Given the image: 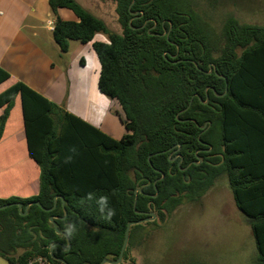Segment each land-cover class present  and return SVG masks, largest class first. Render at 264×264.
I'll use <instances>...</instances> for the list:
<instances>
[{
    "label": "trees",
    "instance_id": "trees-1",
    "mask_svg": "<svg viewBox=\"0 0 264 264\" xmlns=\"http://www.w3.org/2000/svg\"><path fill=\"white\" fill-rule=\"evenodd\" d=\"M104 1L115 5L121 33L75 0H48L52 36L65 53L70 41L87 44L96 34L106 35L107 43H92L100 67L97 89L119 106L126 134L112 139L22 82L0 93V138L19 97L27 153L40 172L37 195L0 199V206L22 205L20 211L17 206L0 210V258L7 264L37 258L62 264L49 254L59 243L53 254L67 264L114 261L127 223L148 217L138 212H152L163 221L184 202L200 200L225 176L252 231L251 264H264V26L241 25L229 17L213 36L189 0H134V19L128 9L132 0ZM62 8L78 21L60 19ZM152 20L157 25L148 32ZM8 77L0 68V83ZM256 149L260 153L253 154ZM14 153L2 148L0 160L13 165ZM176 155L180 165L179 157L170 161ZM55 196L64 206L57 199L52 208ZM102 197L107 198L103 212ZM138 227H130L119 264H135L129 250Z\"/></svg>",
    "mask_w": 264,
    "mask_h": 264
},
{
    "label": "crops",
    "instance_id": "crops-1",
    "mask_svg": "<svg viewBox=\"0 0 264 264\" xmlns=\"http://www.w3.org/2000/svg\"><path fill=\"white\" fill-rule=\"evenodd\" d=\"M50 15L48 0H0V68L9 74L0 83V93L22 82L108 137L120 139L126 131L117 116L119 106L97 89L100 67L92 43H107L106 35L96 34L87 44L70 41L67 52H60L52 35L40 37L38 32L43 29L52 33L48 20L47 26H39ZM57 16L64 21H78L70 10L63 8L57 10ZM2 112L0 108V116ZM2 148L14 150L17 156L13 165L0 160V179L5 176L17 184L0 194V199L37 195L40 172L27 153L19 97L4 125ZM257 153L258 149L253 152Z\"/></svg>",
    "mask_w": 264,
    "mask_h": 264
},
{
    "label": "rangeland",
    "instance_id": "rangeland-1",
    "mask_svg": "<svg viewBox=\"0 0 264 264\" xmlns=\"http://www.w3.org/2000/svg\"><path fill=\"white\" fill-rule=\"evenodd\" d=\"M75 1L103 20L111 31L121 33L112 2ZM189 1L213 36L220 33L229 17L241 25L264 26V0ZM47 20L52 22L54 16H46L39 26H47ZM38 32L40 37L52 35L43 29ZM15 184L2 176L0 194ZM152 222L155 224H139L132 239L129 258L135 264H251L256 252L250 226L236 208L225 176L197 202H184L163 221L155 218ZM0 264L7 262L0 258Z\"/></svg>",
    "mask_w": 264,
    "mask_h": 264
},
{
    "label": "water",
    "instance_id": "water-1",
    "mask_svg": "<svg viewBox=\"0 0 264 264\" xmlns=\"http://www.w3.org/2000/svg\"><path fill=\"white\" fill-rule=\"evenodd\" d=\"M133 3H134V0H132L130 6H129V8H128V9H129V12H130V8H131V6H132ZM130 13H131L132 15H135V14H136V13H132V12H130ZM131 20H132V19H131ZM131 20H130V21H131ZM130 21H129V23H130ZM149 21H150V20H146V21L143 23V25H141V26L138 27L137 29H142V28H144L145 25L147 24V22H149ZM152 22H153V26L150 27V28L148 29V32H149L151 29H153V28L157 25V23H156L155 21L152 20ZM162 25H163V23H162ZM170 28H171V25H170ZM166 34H167L166 36H168V33H166ZM163 35H164V34H161V36H163ZM177 54H178V50H177V53H176L175 55L171 56V57L175 58V57L177 56ZM177 62H179V60L175 61L174 63H177ZM195 66H197V64H195ZM205 73H206V74H210V73H211V69H210V67H209L208 72H205ZM218 77H219V78H223V76H221V75H218ZM208 89H210V88L207 87V90H208ZM226 91H227V89H225L224 94L226 93ZM192 98H193V97H192ZM192 98L190 99V101H189L187 107H186L184 110H182L180 113L186 111V110L189 108V106H190V104H191V102H192ZM206 102H207V99H206L205 103H206ZM177 116H178V115H177ZM200 128H201L202 130H204V129H203L204 127H200ZM179 148H180V147L178 146L176 151H178ZM209 150H210V148H209ZM177 157H179V155L174 156L173 158L170 159V161H173V160H174L175 158H177ZM181 161H182V158L179 157L178 165H180ZM200 161H201V160H200V158H199V162H200ZM189 165H190V164H189ZM189 165H187V166H186L184 169H182V170H185L186 168H188ZM163 177H164V174L161 173V177H160L158 180H161ZM139 191H140V190H139L138 188L135 190V199H134V204H133L134 206H135V203H136L137 192H139ZM57 199H60V200H61V204H62V206H64V199H63L62 197H60V196H55V197H54V204H53V207H52V208H54V207L56 206V200H57ZM31 204H33V203H30L29 205H27V206L25 207V211H24V212H20V215H22V216L26 215L27 209H28V207H29ZM34 204H36L37 206L41 207L40 204L37 203V202H34ZM11 206H17V208H18L19 211L21 210V207H22L21 203H15V204H14V203H11V204H7V205L0 206V210H3V209H5V208L11 207ZM52 208H51V209H44V208H41V209L44 210V211L49 212V211L52 210ZM138 213L143 214V215H146V216H148V217L141 218V219H139V220H137V221H131V222L127 223L126 228H125V231H124L123 242H122L121 249H120V251H119V255H118V257H117L114 261H113V260H110V259H103L99 264H119V263L122 261L123 254H124L125 248H126L127 243H128L130 227H131V226H134V225H139V224H142V223H145V222H152V221L156 218L155 214L152 213V212H138ZM65 217H66V212L64 211V214H63V216H62V219H64ZM49 222L52 224V226H53V228H54V230H55V233L58 234V235H61V232L58 231V229H57V224H56V222H55L54 217L51 216V217L49 218ZM65 237H66V241H67V247H66L65 249L68 250V249L70 248V243H69V240H68L67 236H65ZM55 246H61V245H60L59 243H55V244L51 245V247H50V249H49V254H50L51 258L54 259V260H56V261H58V262H60V263H62V264H67L64 260H62V259H60V258H56V257L54 256V254H53V249H54Z\"/></svg>",
    "mask_w": 264,
    "mask_h": 264
},
{
    "label": "built area",
    "instance_id": "built-area-1",
    "mask_svg": "<svg viewBox=\"0 0 264 264\" xmlns=\"http://www.w3.org/2000/svg\"><path fill=\"white\" fill-rule=\"evenodd\" d=\"M47 25L49 26V30L53 31V22L48 21ZM29 264H55V263L50 262L44 258H37V259H34L33 261H31Z\"/></svg>",
    "mask_w": 264,
    "mask_h": 264
},
{
    "label": "clouds",
    "instance_id": "clouds-1",
    "mask_svg": "<svg viewBox=\"0 0 264 264\" xmlns=\"http://www.w3.org/2000/svg\"><path fill=\"white\" fill-rule=\"evenodd\" d=\"M99 204L101 206V211L103 212L104 211V208H105V206L107 204V198L106 197H102L100 199V201H99ZM111 215H113V212H112V210H109L108 216L110 217Z\"/></svg>",
    "mask_w": 264,
    "mask_h": 264
},
{
    "label": "flooded vegetation",
    "instance_id": "flooded-vegetation-1",
    "mask_svg": "<svg viewBox=\"0 0 264 264\" xmlns=\"http://www.w3.org/2000/svg\"><path fill=\"white\" fill-rule=\"evenodd\" d=\"M137 17H138L137 14L132 15V19L137 18Z\"/></svg>",
    "mask_w": 264,
    "mask_h": 264
}]
</instances>
